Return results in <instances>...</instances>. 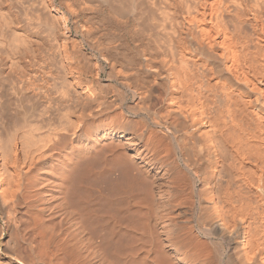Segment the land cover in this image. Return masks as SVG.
Returning <instances> with one entry per match:
<instances>
[{"label":"bare ground","instance_id":"bare-ground-1","mask_svg":"<svg viewBox=\"0 0 264 264\" xmlns=\"http://www.w3.org/2000/svg\"><path fill=\"white\" fill-rule=\"evenodd\" d=\"M0 264H264V0H0Z\"/></svg>","mask_w":264,"mask_h":264}]
</instances>
